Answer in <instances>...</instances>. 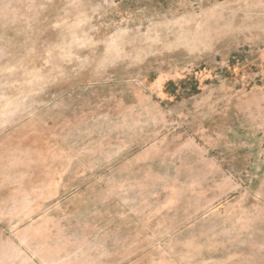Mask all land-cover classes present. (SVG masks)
<instances>
[{"label": "rangeland", "instance_id": "374dc122", "mask_svg": "<svg viewBox=\"0 0 264 264\" xmlns=\"http://www.w3.org/2000/svg\"><path fill=\"white\" fill-rule=\"evenodd\" d=\"M0 264H264V0H0Z\"/></svg>", "mask_w": 264, "mask_h": 264}]
</instances>
